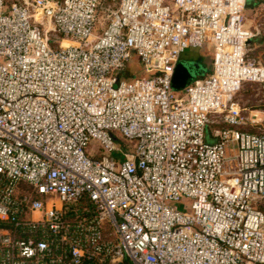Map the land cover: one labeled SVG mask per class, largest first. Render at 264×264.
Segmentation results:
<instances>
[{"label": "built area", "instance_id": "built-area-1", "mask_svg": "<svg viewBox=\"0 0 264 264\" xmlns=\"http://www.w3.org/2000/svg\"><path fill=\"white\" fill-rule=\"evenodd\" d=\"M247 6L0 0V264H264V130L236 100L264 84ZM193 48L212 70L179 95Z\"/></svg>", "mask_w": 264, "mask_h": 264}, {"label": "rangeland", "instance_id": "rangeland-1", "mask_svg": "<svg viewBox=\"0 0 264 264\" xmlns=\"http://www.w3.org/2000/svg\"><path fill=\"white\" fill-rule=\"evenodd\" d=\"M245 17L247 20V24L251 28H255L257 25H260V32L254 38V40L250 44V56L255 58L258 61H261L264 64V0H253L249 3L245 11ZM104 13H102V17L98 24L100 28L104 25ZM199 57L202 59V63L208 69L212 70V63H213V51L211 49H199ZM198 51L193 49H188L184 56L181 58L180 62L178 63L177 68L183 62H188L191 60L190 57H196L198 55ZM131 71L137 73L138 76H146L148 75V71L146 67L142 63H140L135 56H133L131 63H130ZM177 70V69H176ZM210 73V72H209ZM208 72L206 73L209 74ZM204 75V76H206ZM131 77L135 76V74L130 75ZM204 76H196L193 77L185 87L181 85H177L173 82L174 90L179 94L182 95L186 90V87L190 84H193L197 79L202 78ZM236 100L239 101L242 108L245 110V113L256 116L257 119H260L261 128L264 130V84L259 83H246L244 88L236 95ZM247 130L251 131H258L259 126L247 128ZM206 143L213 144L217 141V138L212 136L211 134V125L207 126V132L205 137ZM87 151L91 154H98L100 153L99 144L97 141H91L90 145L87 148ZM120 157L116 154V157ZM122 160V158H119ZM191 199L187 197H183L181 200L174 203L180 210L189 211L191 205Z\"/></svg>", "mask_w": 264, "mask_h": 264}, {"label": "water", "instance_id": "water-1", "mask_svg": "<svg viewBox=\"0 0 264 264\" xmlns=\"http://www.w3.org/2000/svg\"><path fill=\"white\" fill-rule=\"evenodd\" d=\"M207 72H211V69L205 67L201 61H198L197 59H191L188 62H183L179 65L174 75L173 82L177 85L185 87L193 77L199 75L204 76Z\"/></svg>", "mask_w": 264, "mask_h": 264}, {"label": "crops", "instance_id": "crops-1", "mask_svg": "<svg viewBox=\"0 0 264 264\" xmlns=\"http://www.w3.org/2000/svg\"><path fill=\"white\" fill-rule=\"evenodd\" d=\"M193 50H196V48H193ZM199 49H197L198 51ZM197 57H199V51H198V55L196 57H194V59H198ZM222 126L226 127L227 124H223ZM218 127L217 125H211V134L214 128ZM244 130H247V128H249V126H243L242 127Z\"/></svg>", "mask_w": 264, "mask_h": 264}, {"label": "bare ground", "instance_id": "bare-ground-1", "mask_svg": "<svg viewBox=\"0 0 264 264\" xmlns=\"http://www.w3.org/2000/svg\"><path fill=\"white\" fill-rule=\"evenodd\" d=\"M70 44H72V41L71 40H69V39H64L63 40V45L68 46ZM258 120H260V119H258Z\"/></svg>", "mask_w": 264, "mask_h": 264}, {"label": "flooded vegetation", "instance_id": "flooded-vegetation-1", "mask_svg": "<svg viewBox=\"0 0 264 264\" xmlns=\"http://www.w3.org/2000/svg\"><path fill=\"white\" fill-rule=\"evenodd\" d=\"M190 58H191V59H194V57H190ZM197 58H198V59H197L198 61H202V60H201V59H202L201 57H197Z\"/></svg>", "mask_w": 264, "mask_h": 264}, {"label": "trees", "instance_id": "trees-1", "mask_svg": "<svg viewBox=\"0 0 264 264\" xmlns=\"http://www.w3.org/2000/svg\"><path fill=\"white\" fill-rule=\"evenodd\" d=\"M251 1H253V0H248V5H249V3H250Z\"/></svg>", "mask_w": 264, "mask_h": 264}]
</instances>
